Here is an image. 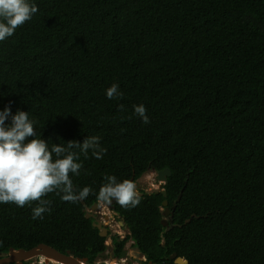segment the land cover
<instances>
[{
	"label": "trees",
	"instance_id": "16d2710c",
	"mask_svg": "<svg viewBox=\"0 0 264 264\" xmlns=\"http://www.w3.org/2000/svg\"><path fill=\"white\" fill-rule=\"evenodd\" d=\"M31 2L38 12L0 42V110L29 111L49 148L98 136L106 151L72 149L73 189L87 197L49 193L36 219L37 202L0 203V253L44 242L93 264L108 237L86 213L102 202L128 228L113 240H133L148 261L264 264V0ZM114 83L122 97L108 99ZM166 167V194L143 191L132 207L97 199L107 176L136 182Z\"/></svg>",
	"mask_w": 264,
	"mask_h": 264
},
{
	"label": "clouds",
	"instance_id": "9594fccd",
	"mask_svg": "<svg viewBox=\"0 0 264 264\" xmlns=\"http://www.w3.org/2000/svg\"><path fill=\"white\" fill-rule=\"evenodd\" d=\"M38 10L31 0H0V42L14 36ZM106 96L108 99L121 98L119 85L112 84ZM134 112L143 123H150L143 104L134 105ZM9 117L11 122L6 123ZM35 125L29 111L17 110L13 114L11 106L0 110V203L23 207L37 202L32 209L33 219L50 211L51 201L44 199L49 193H63L62 199L72 202L89 195L87 187L78 195L74 192L71 175H79L82 164L77 162L79 154L72 149H79L85 157L91 150L97 159H102L106 151L98 136H88L82 143L70 140L66 146L53 143L49 148L48 140L38 136ZM105 179L107 182L100 188L98 200L111 203L114 199L125 207L139 203L140 194L134 182L118 181L115 176Z\"/></svg>",
	"mask_w": 264,
	"mask_h": 264
},
{
	"label": "water",
	"instance_id": "95a60500",
	"mask_svg": "<svg viewBox=\"0 0 264 264\" xmlns=\"http://www.w3.org/2000/svg\"><path fill=\"white\" fill-rule=\"evenodd\" d=\"M172 171L169 167H166L164 169H161L157 172L158 176V182L160 184L161 191L163 194H166V189L163 188V185L166 183L167 178L171 176ZM182 194V192H181ZM181 194L178 197V200L181 198ZM82 202H84L82 200ZM163 218H162V224L164 226H167L169 221L167 220V217L172 212V209L175 208L173 205L172 207L169 206V202L167 199L163 200ZM100 203L95 202L90 208V212L88 211L86 213V217L90 218L94 216V212H97L99 210ZM86 210V209H85ZM194 215H192L193 217ZM190 218L186 220V222H189ZM121 224H124L121 222ZM93 225L100 229V235L103 237H109L108 235V229L101 221H94ZM125 254V253H124ZM42 258L43 261L46 264L53 263V264H89L87 257H78L75 256L71 250H67L66 252H63L54 246L41 242L31 248H14L11 247L8 251V253H0V264H24L25 261L32 260L34 258ZM143 259L145 256L143 255ZM170 258L172 259L171 264H190L189 260L179 256L177 252H173L170 255ZM96 264V263H93ZM146 264H158L153 261H148Z\"/></svg>",
	"mask_w": 264,
	"mask_h": 264
},
{
	"label": "rangeland",
	"instance_id": "374dc122",
	"mask_svg": "<svg viewBox=\"0 0 264 264\" xmlns=\"http://www.w3.org/2000/svg\"><path fill=\"white\" fill-rule=\"evenodd\" d=\"M134 183L135 185H138L139 194L142 193L143 191L152 192L154 190H158L162 188L160 187V184L158 182L157 172L152 171V170L145 173ZM100 205L101 207L98 212L93 211L94 215H96V221L98 220L102 221L105 218H107L108 219L107 222L111 224L112 233L117 234V232H120L121 236H126V234L128 233V228L126 226H124V228H121L120 226L121 220L119 219L118 215L112 210V208L108 204L101 203ZM88 211L90 212V209H88ZM131 242L132 240H129L128 243L130 244ZM109 243H110V239L108 238L106 241V244L109 245ZM109 249H110V246H109ZM133 253L135 254V256H137L136 260L138 257H143V255L138 251V249L135 246L133 248ZM31 261H32L31 264H46L42 258L41 259L34 258ZM132 261L133 260L129 257L128 262L132 263ZM95 263L104 264L100 258H97ZM121 263L126 264L123 261ZM134 263L135 262H133V264ZM49 264H53V263H49Z\"/></svg>",
	"mask_w": 264,
	"mask_h": 264
},
{
	"label": "flooded vegetation",
	"instance_id": "af4514ba",
	"mask_svg": "<svg viewBox=\"0 0 264 264\" xmlns=\"http://www.w3.org/2000/svg\"><path fill=\"white\" fill-rule=\"evenodd\" d=\"M136 190L138 191V185H136ZM100 207H101V205L99 206V210H100ZM171 213L167 217V220L168 221H171ZM98 221H101V220H98ZM107 221H108V219L105 218L101 222L108 229V235H109L108 238L110 239V243L108 245L107 250L103 254H101L100 256H98L97 258H100L101 261L104 264H124V263H121L122 261L125 262L126 264H133V262H135L134 264H146V263H148V260L146 259V257L144 259L142 257H138L137 260H136V257L137 256H135V254L133 253V248H134V242H133V240H132V242L130 244L128 243L129 241L123 243L122 246H120V244H117L116 240H113V236H115V235L120 236V239H124L125 236H121L118 233L117 234L112 233L111 224L109 222H107ZM121 222L124 223V221H122V220L120 221V223ZM120 226H121V228H124V226H126V225L124 223V224H120ZM109 246H110V249H109ZM129 257L133 260L132 263L131 262H128V258ZM96 264H99V263H96Z\"/></svg>",
	"mask_w": 264,
	"mask_h": 264
},
{
	"label": "built area",
	"instance_id": "2783aa9c",
	"mask_svg": "<svg viewBox=\"0 0 264 264\" xmlns=\"http://www.w3.org/2000/svg\"><path fill=\"white\" fill-rule=\"evenodd\" d=\"M117 233H118L119 235H121L120 232H117ZM107 245H108V244H107Z\"/></svg>",
	"mask_w": 264,
	"mask_h": 264
}]
</instances>
